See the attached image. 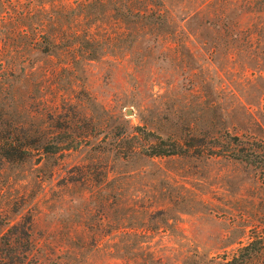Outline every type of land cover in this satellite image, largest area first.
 <instances>
[{
	"label": "rangeland",
	"instance_id": "374dc122",
	"mask_svg": "<svg viewBox=\"0 0 264 264\" xmlns=\"http://www.w3.org/2000/svg\"><path fill=\"white\" fill-rule=\"evenodd\" d=\"M137 127L264 140V0H0V264H264L261 170Z\"/></svg>",
	"mask_w": 264,
	"mask_h": 264
},
{
	"label": "trees",
	"instance_id": "16d2710c",
	"mask_svg": "<svg viewBox=\"0 0 264 264\" xmlns=\"http://www.w3.org/2000/svg\"><path fill=\"white\" fill-rule=\"evenodd\" d=\"M153 4L156 6V3ZM136 10L138 12L141 9ZM83 139L85 138L71 140L59 147L51 146L48 149L52 154H57L59 151L76 150L81 147ZM119 143L130 148V155L139 154L152 159L189 154L214 158L225 157L245 162L260 169L264 178V140H257L254 137L242 139L240 136H231L228 132H224L210 134L201 139L191 137L187 142L181 144L176 141L164 140L145 127H137L131 137H122L119 139Z\"/></svg>",
	"mask_w": 264,
	"mask_h": 264
}]
</instances>
